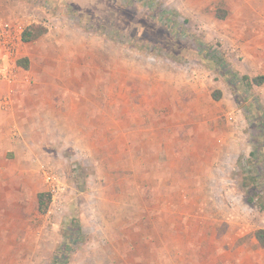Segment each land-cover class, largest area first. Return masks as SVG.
Instances as JSON below:
<instances>
[{
  "label": "rangeland",
  "instance_id": "374dc122",
  "mask_svg": "<svg viewBox=\"0 0 264 264\" xmlns=\"http://www.w3.org/2000/svg\"><path fill=\"white\" fill-rule=\"evenodd\" d=\"M2 2L1 24L46 34L14 58L39 128L0 167L27 177L0 264H56L75 226L64 264H264V80H241L264 79V0ZM48 171L62 203L39 214Z\"/></svg>",
  "mask_w": 264,
  "mask_h": 264
},
{
  "label": "crops",
  "instance_id": "0c3cea01",
  "mask_svg": "<svg viewBox=\"0 0 264 264\" xmlns=\"http://www.w3.org/2000/svg\"><path fill=\"white\" fill-rule=\"evenodd\" d=\"M2 1L3 0H0V6L3 3ZM4 23L5 25H12L11 22L4 21ZM262 31L264 32V28ZM258 36L263 40L264 44L262 33ZM0 56H2L1 51ZM250 60L251 65L254 67H257V62H260L258 64L260 65L259 67L261 70L259 71H261V73L259 74L264 76V61H261L260 58L252 56ZM255 74L257 73L255 72ZM19 82L20 81H17L15 78L4 79L0 76V167L5 166L4 162L7 156H11V153L15 156L19 151V147L17 145L18 142H14L13 139L18 141L28 130H34L35 128L37 130L39 128L38 124H33L31 126V123H28L25 119L26 108L23 107V105L21 106L23 101H20L16 95L17 90L19 89ZM4 103L7 105L4 106ZM22 111L24 112L25 117L22 115ZM11 135L15 137L11 138ZM21 166L24 168L27 166V163H23ZM23 172V170H20L17 174L11 175L9 170L2 171V179H0V240L2 239L3 231L15 232L19 228L17 224L22 226L25 223L24 221H19V217L23 218V213H26L25 202H23V194L18 195V199L23 202L21 205L18 202L16 191L14 194L9 191L11 185L13 186L26 181L27 177L23 174Z\"/></svg>",
  "mask_w": 264,
  "mask_h": 264
},
{
  "label": "trees",
  "instance_id": "16d2710c",
  "mask_svg": "<svg viewBox=\"0 0 264 264\" xmlns=\"http://www.w3.org/2000/svg\"><path fill=\"white\" fill-rule=\"evenodd\" d=\"M218 16V15H217ZM221 20L225 18V14L218 16ZM46 34V29L44 27L38 26V25H30L27 26L21 35V41L23 43H32L38 40L40 37ZM17 65L23 67L24 69H28V63L26 60H18ZM243 82H245V85L247 87H251L253 85L260 86L263 83L262 77H254L252 79H249L248 77L243 76L241 78ZM219 96L215 95V98L218 99ZM251 156H254L253 153H251ZM264 177V174H261ZM262 180V179H261ZM253 182L256 183V178L253 179ZM260 179L259 182L260 183ZM256 183V184H258ZM259 187V186H258ZM50 201V197L45 192H39L37 194V212L39 214H45L48 209V203ZM264 208V206H261L260 209ZM81 230L78 226H75L74 228H70L65 231L64 240L59 244L58 248L56 249V252L54 254L53 261L56 264H64L65 258H67L70 250L76 246L82 239L81 238ZM254 239L256 240L259 247L264 248V231L263 230H257L254 235ZM64 261V262H63Z\"/></svg>",
  "mask_w": 264,
  "mask_h": 264
},
{
  "label": "built area",
  "instance_id": "2783aa9c",
  "mask_svg": "<svg viewBox=\"0 0 264 264\" xmlns=\"http://www.w3.org/2000/svg\"><path fill=\"white\" fill-rule=\"evenodd\" d=\"M23 27L20 25H5L0 23V76L4 79H12L13 69L15 67V55L18 51L17 47L22 42L21 35ZM264 38V32L262 34ZM4 106L7 104L4 103ZM43 181L46 185V190L50 196L51 205L50 212L55 208H59L62 203V194L64 185L58 175L52 171L43 173Z\"/></svg>",
  "mask_w": 264,
  "mask_h": 264
}]
</instances>
